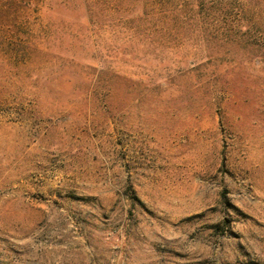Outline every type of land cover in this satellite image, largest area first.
Returning a JSON list of instances; mask_svg holds the SVG:
<instances>
[{"label": "rangeland", "instance_id": "374dc122", "mask_svg": "<svg viewBox=\"0 0 264 264\" xmlns=\"http://www.w3.org/2000/svg\"><path fill=\"white\" fill-rule=\"evenodd\" d=\"M0 264H264V0H0Z\"/></svg>", "mask_w": 264, "mask_h": 264}, {"label": "trees", "instance_id": "16d2710c", "mask_svg": "<svg viewBox=\"0 0 264 264\" xmlns=\"http://www.w3.org/2000/svg\"><path fill=\"white\" fill-rule=\"evenodd\" d=\"M202 5L203 4H201V3H181L180 5H178L177 8L180 9L179 11H180V17H181V21L177 18L179 20L178 23L181 26H185V27L187 26V27L191 28L190 26L192 24H195L197 18L201 16L200 13H196V15H195L194 11H200V8ZM86 12H87V10H86ZM143 15H144V13L141 12V16H143ZM86 24H88V23H86ZM231 39L233 41H235V39H233V37H227V38L225 37V39H224V41L225 40L227 41L228 46L233 43V41ZM213 51L214 52L219 51V53L218 52L213 53ZM207 52H209V53L211 52L210 55L206 56V58L201 60L203 62L205 61V63H207V64H210L213 62L218 63L217 61H219L220 55H224V52L220 53V49H212L211 48V49L207 50ZM112 77L117 78V79H122L119 76H113L112 75Z\"/></svg>", "mask_w": 264, "mask_h": 264}]
</instances>
